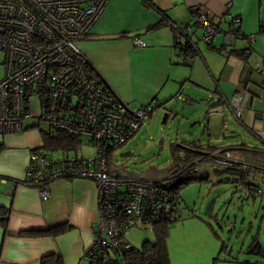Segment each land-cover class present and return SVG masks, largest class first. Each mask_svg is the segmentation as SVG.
<instances>
[{
    "label": "crops",
    "instance_id": "obj_1",
    "mask_svg": "<svg viewBox=\"0 0 264 264\" xmlns=\"http://www.w3.org/2000/svg\"><path fill=\"white\" fill-rule=\"evenodd\" d=\"M151 2L161 14L142 0L107 3L89 35L77 44L90 66L107 88L129 106L154 102L156 108L149 119L157 111L175 108V102H181V114L187 113L190 120L204 117L205 128L200 137L188 142L190 147H194L193 142L208 153L225 149L237 154L243 150H264V70L259 69L264 64V0ZM202 10L211 14L213 24L222 31L230 16L240 17L241 32L255 34V41L249 44L237 40L228 45L218 35L205 45L195 33V60L189 65L171 62L173 45L183 39L163 22V16L169 23L186 24ZM133 37L145 41V48L133 47ZM250 46L252 52L247 51ZM233 49L237 54L230 52ZM234 95L241 99L238 121L224 105ZM217 105L223 107V113L206 116L208 109ZM35 114L25 121L23 132L0 137V210L9 211L6 227L0 224V264H38L41 257L55 253L65 263L80 264L94 239L96 186L88 180L55 181L49 185L50 197L44 201L35 187L18 182L25 176L29 153L43 147L40 112ZM170 114L177 115V111ZM32 129L38 130L39 139ZM46 152L57 157L64 151ZM250 157L252 164L260 166L259 158ZM63 225L68 230L55 237L28 235Z\"/></svg>",
    "mask_w": 264,
    "mask_h": 264
},
{
    "label": "built area",
    "instance_id": "obj_2",
    "mask_svg": "<svg viewBox=\"0 0 264 264\" xmlns=\"http://www.w3.org/2000/svg\"><path fill=\"white\" fill-rule=\"evenodd\" d=\"M110 0H0V52L4 54L0 76V135L18 134L25 121L34 118L32 98L40 109V120L51 131H59L94 147L95 155L84 157L68 150L52 157L43 149L29 153L21 184L35 187L39 197H50L49 185L59 180H88L95 184L96 216L92 247L86 258L108 262L122 258L130 250V230L137 224L153 229L175 201L161 181L116 177L110 173L108 158L123 146L148 121L155 103L131 107L110 90H103L91 78L89 61L77 44L86 39ZM241 19L230 16L227 28L213 24L211 14L202 10L186 24L170 23L186 37L198 33L205 45L218 35L228 44L246 38L253 43L256 35H242ZM133 47L145 48V41L130 39ZM190 52L181 46L171 56L173 62L192 63L198 54L193 40H186ZM240 97L224 102L236 121L241 116ZM223 107L215 109L223 113ZM211 113V110L207 111ZM207 113V115H208ZM225 149L198 159L187 173L201 168L236 170L242 176L250 172L264 174V150ZM259 155V156H258ZM260 159V166L250 162ZM204 158V156L202 157ZM260 187L243 189L245 198L259 199ZM176 212V211H175ZM177 213V212H176Z\"/></svg>",
    "mask_w": 264,
    "mask_h": 264
},
{
    "label": "rangeland",
    "instance_id": "obj_3",
    "mask_svg": "<svg viewBox=\"0 0 264 264\" xmlns=\"http://www.w3.org/2000/svg\"><path fill=\"white\" fill-rule=\"evenodd\" d=\"M3 56L0 52V64L3 63ZM259 69L264 70V64ZM2 74L3 67L0 66V76ZM180 103L175 102L177 106L174 111H177V115L170 114L165 123H162L165 112L157 111L132 138L112 151L108 158L112 175L121 177L134 174L144 179L162 180L170 176L171 170L179 163L178 155H181L179 158L184 155L181 154L182 147L200 137L198 135L207 122L201 116L193 121L187 113L181 114L182 109L178 106ZM37 104L36 98H32L31 110L39 114ZM219 107L217 105L209 110L211 113H218L215 109ZM46 128L47 125L41 121L39 129L46 132ZM32 130L39 139L38 130ZM2 136L6 135H0L1 138ZM205 139L206 137H202V140ZM79 152L84 157L95 155L94 147L87 144H82ZM214 152H203V159L210 158L209 155ZM207 167L199 169L194 175L205 178L208 175L207 179L190 182L180 190L181 202L176 208L179 220L170 224L167 243L172 264H236L235 260H257L252 255H245L243 251L255 234H258L264 245V199L245 198L242 190L236 187L238 176L224 170L210 171ZM248 174L245 177L247 182L264 188V174ZM154 240L153 232L141 224L133 227L128 234V241L134 249H140L144 242ZM221 243L227 246L225 251H221ZM65 262L64 260V264H78ZM80 264L90 262L84 258ZM260 264H264V260H260Z\"/></svg>",
    "mask_w": 264,
    "mask_h": 264
},
{
    "label": "trees",
    "instance_id": "obj_4",
    "mask_svg": "<svg viewBox=\"0 0 264 264\" xmlns=\"http://www.w3.org/2000/svg\"><path fill=\"white\" fill-rule=\"evenodd\" d=\"M152 0H142L143 4L146 5L147 7H151L152 9H154L153 3L151 2ZM156 9V8H155ZM154 9V10H155ZM156 11L158 12V14H161V12H159L157 9ZM163 19L167 24H170L169 21H167L168 19L164 18ZM164 23V24H165ZM175 32H177L180 37L183 39V42H176L173 45V52H175V50H177L178 48H180L181 46H184L185 48L183 49L184 51L190 52V49L187 47L186 45V40H192L193 36L186 37L185 35L181 34L178 30H176ZM242 35H244L242 33ZM246 36V35H244ZM237 40H245L247 41L246 38H240ZM237 40H234V42H236ZM233 44L231 45H234ZM249 44H251L248 41ZM230 45V44H228ZM233 47V46H232ZM175 49V50H174ZM248 52H252V48L251 46L248 47L247 49ZM231 53H235L237 54L234 49L230 50ZM242 54H245V51L242 52ZM198 55V54H197ZM196 55V57H197ZM175 64H182V65H189L190 63L188 62H173ZM90 67L91 70V74H92V79L96 82V84L98 86H100L101 88H103V90H109V88H107V85H105V83L102 81V79L100 78V76L94 71V69L92 68V66H90V64L88 65ZM156 108V107H155ZM215 107H212V109H214ZM209 110V109H208ZM43 135V149L48 150V151H55V150H63V151H68V150H72L77 152L80 148L82 144L81 140H79L76 137H72L69 136L67 134H64L62 132L59 131H48V132H42ZM194 147H190V146H185L182 147L183 151L181 154H184L182 158H179L181 155H178V160L179 163L176 165V167H174L171 170V174L169 177H167V179L162 180V179H147V180H156V181H161L163 183V185L165 186L166 190L174 196L175 201H170L168 202L169 205L167 207V210L164 211V215L163 217L160 218L159 221H157V223L155 224V226L153 227V229L149 230L151 232H153V234L155 235V240L154 242H144L141 246L140 249H134L132 248L131 245V249L128 250L127 252H125L123 254V261L124 264H172L171 262V256L169 254V250H168V239H169V233H170V224L172 223H176V221L178 222L179 218H178V210L176 209L178 204L181 202V197L180 196V190L184 187L187 186L188 183L190 182H194V181H202L207 179L209 176L206 175L205 177H198L197 175L194 177V174H189L187 173V169L189 167H191L193 165V163L198 160V159H203V152L201 151L200 147L197 145H194L193 142L191 143ZM181 148V147H180ZM206 152V151H205ZM108 163V162H107ZM109 165V163H108ZM110 173H111V169L109 168ZM216 170H220V169H213V171L218 172ZM223 171V170H221ZM224 172L232 174V175H236L239 177V181H237L236 187H238V190H242L243 193V189L245 187H249V188H255V187H260L258 185H255L253 183H250L244 180L245 176L240 175L239 172H237L236 170H224ZM193 176V177H192ZM119 177V176H116ZM121 177H132V178H136V179H144V178H140L137 175L134 174H125L124 176ZM19 183H22L23 181H18ZM261 188V187H260ZM262 190H264V188H261ZM264 193V192H262ZM262 197H264V195H262ZM261 197V198H262ZM259 198V199H261ZM177 213H176V212ZM9 211L7 209L2 208L0 210V224L3 228L6 227V222L8 220V215ZM69 227L63 225V226H57L48 231H44V232H35V233H29L28 235H32V236H56L59 234H62L65 230H68ZM222 247H221V251H225L227 246L224 243H221ZM243 253L247 256H251L255 257L257 260L255 261H250V260H235L236 264H260V260H264V245L261 244L258 234H255L252 236L251 238V242L249 243V245L245 248V250L243 251ZM86 252L83 255V258L87 259L85 256ZM229 254V253H228ZM88 260V259H87ZM119 260H122V258L118 259V258H112L110 259L108 262H103V261H92L89 260L90 264H119ZM64 260L63 258L58 255V254H49V255H45L43 257H41L40 259V263L38 264H64L63 263Z\"/></svg>",
    "mask_w": 264,
    "mask_h": 264
},
{
    "label": "water",
    "instance_id": "obj_5",
    "mask_svg": "<svg viewBox=\"0 0 264 264\" xmlns=\"http://www.w3.org/2000/svg\"><path fill=\"white\" fill-rule=\"evenodd\" d=\"M174 110V106H172L171 109H168L167 111H165V115H164V118L162 120V123H165L166 119L168 118V116L170 115V112Z\"/></svg>",
    "mask_w": 264,
    "mask_h": 264
},
{
    "label": "clouds",
    "instance_id": "obj_6",
    "mask_svg": "<svg viewBox=\"0 0 264 264\" xmlns=\"http://www.w3.org/2000/svg\"><path fill=\"white\" fill-rule=\"evenodd\" d=\"M210 170H211V168H210ZM250 173H251V172H250ZM253 173H255V172H253ZM248 175H249V174H248ZM248 175H247V176H248ZM245 177H246V176H245Z\"/></svg>",
    "mask_w": 264,
    "mask_h": 264
}]
</instances>
